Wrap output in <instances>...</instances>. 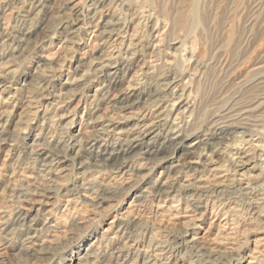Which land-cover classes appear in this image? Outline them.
I'll use <instances>...</instances> for the list:
<instances>
[{
	"label": "bare ground",
	"instance_id": "obj_1",
	"mask_svg": "<svg viewBox=\"0 0 264 264\" xmlns=\"http://www.w3.org/2000/svg\"><path fill=\"white\" fill-rule=\"evenodd\" d=\"M192 1L193 8L197 9L200 0ZM242 1L258 6L256 21L247 25L252 28L257 23L264 33V0ZM149 2H64V11L44 41L62 36L58 53L77 49L76 45L86 40L93 47L82 54L73 68L66 60H49L46 55L45 63L39 61L35 65L41 79L32 87L34 96L25 127L33 128L37 119L41 121L37 132L23 140L35 162L33 168L49 185L43 186L41 192L33 189L21 193L24 202L34 203L20 207L14 230L21 231L22 246L29 249L26 243H33L41 234L47 236L50 228L56 227V223L46 218L51 215L50 211L43 213L42 206L35 208L39 198L35 200L30 195L42 197L55 190L57 196L65 197L66 205L80 200L82 207L89 209L96 202L95 197L103 200L105 193L122 187L120 181L137 174H142L146 181L155 169L161 168L147 187L134 194L135 206L150 199L158 209L168 202V210L176 207L174 203L184 202L194 210V215L186 216L187 220L178 230H170L168 237L156 242L159 252L153 258L159 260L157 264H178L176 256L188 258L191 264H264V234L257 241L258 256H254L241 254V247L232 244L205 250L195 233L198 217L208 205L215 207L217 201L225 214H236L247 208L251 216L261 213L264 219V110L260 111L264 108V42L253 47L254 42L251 46L252 41L244 37L237 60L227 56L219 58L221 54L214 58L209 51L202 54L196 50V38L189 41L187 35H176L174 30L165 28L160 16L146 5ZM47 3L48 0H0L1 9H10L11 14H16L11 30L0 37L2 55L17 52L18 46L27 43L34 31L43 26ZM237 7L230 8L236 11ZM201 21L200 30L206 31L207 22ZM141 24L143 30H140ZM232 26L235 29V25L227 24V30H232ZM233 40L232 34L230 45ZM108 44L114 49L107 51ZM247 57H252L254 63L242 74L239 66ZM215 66L219 97L208 108L209 104L199 98L198 86L208 69ZM1 70L0 87L13 73ZM54 79L60 80L59 86L54 85ZM93 81L97 82L96 87L89 90ZM24 84L14 88L21 91L26 87ZM232 86L241 88L242 93L234 97L227 95ZM72 101L77 105L70 112L62 113V106ZM55 126L58 135L54 137ZM21 131L7 110H0V147L11 141L8 136L26 134ZM47 133H53L52 145L46 139ZM66 162L73 166L71 173L66 172ZM106 175L111 177V182L105 181ZM98 189L101 191L97 192ZM95 210L92 209L96 216L102 214ZM126 214L114 215L94 242H102L113 230L116 235L127 234L132 219ZM42 217L45 221L38 228L36 224ZM132 244L116 247L109 253L108 262L114 260L119 264L128 254L139 253ZM95 250L92 243L77 257L76 264H95ZM105 254L107 250L102 256ZM148 263L155 262L148 259Z\"/></svg>",
	"mask_w": 264,
	"mask_h": 264
},
{
	"label": "rangeland",
	"instance_id": "obj_2",
	"mask_svg": "<svg viewBox=\"0 0 264 264\" xmlns=\"http://www.w3.org/2000/svg\"><path fill=\"white\" fill-rule=\"evenodd\" d=\"M65 1L66 0H48V10L45 15L43 26L34 31V34L27 40V43L18 46V51L12 53V57L9 54L2 55L4 50L0 49V67L2 69L0 70L13 72L9 75L11 77L8 76L3 86L0 87V110H7L12 117L13 123H16V128L18 130H24V133H26L8 136L11 141H7L0 147V264H76L77 257L92 243L94 249H96L95 252H97L95 264H115L114 260L108 262L109 253L116 247L125 243L127 245L133 243L132 245L134 248L140 252L128 254L126 256L127 258H125L126 260L124 259L122 262H119V264H143L144 260L149 264L148 259L154 261V264H157L159 260L153 258V256L155 257V254L159 252L156 242L168 237L171 231L175 232L178 230L183 225L182 223L187 220L186 216L194 215V210L187 207V204L184 202L180 203V205L174 203L176 207H171L168 210V202L165 203L167 206L158 209L150 199L142 202L143 204L141 203L135 206L133 203L134 194L141 192L144 187H147L149 180L155 179L159 171H161V168L155 169L146 181V178H142V174L132 175V177L130 176L120 181L122 187L114 188L110 193H105L103 195V200H101L99 196L95 197L94 200H96V202L92 207L88 206L89 209L86 208L87 210L82 207L83 204L80 200L75 201L73 204L66 205L64 200L65 197L57 196L55 190L48 194H44L42 197L30 195V197L35 200L39 198L37 199V203H35V208L42 206L43 213L50 211L51 215H46V218H49L51 223H56V227L50 228V232L47 236L41 234L34 239L33 243H26L25 247L28 245L30 246L29 249H25L22 246L24 235L20 234L21 231L14 230L20 207L29 206L31 203H34L33 201L24 202L21 193L31 192L33 189L41 192L43 186L49 185L46 182L47 179L44 180L33 168L36 167V165L34 166L35 162H33L32 155L30 156L28 154L29 150L27 149L25 140H23L24 138L27 139L29 135L32 136L37 132L39 129V122L41 121L40 118L37 119L33 128L25 127L27 123L25 119H27L29 115L28 112L32 106L33 99H31V97L33 98L34 96L32 87L41 79L39 73L35 71L36 66L39 64V61L45 63L43 57L45 58L46 55L49 60H66L67 65L70 64L73 68L80 62V58L84 53H87L91 50V47H93V43L90 40H86L83 44L76 45L77 49L73 47L58 53V46L62 36L53 38L51 41H44L49 31L55 28L57 19L64 11L63 6ZM242 2V0H200L197 9L193 8L192 4L194 2L192 0H150L146 5L152 9V12L160 16L159 20L164 22L162 25L166 24L165 28L174 30L176 35H187L190 39L189 41L196 38V50L199 49L200 53L204 54L206 51H209L211 56L214 55V58L221 54L219 58L227 56L229 58L231 57L233 60H237L236 57H238L239 53L241 54L242 50L239 47H241L245 38L252 41H250L251 46L254 42L253 47H259L260 44L264 42L262 28L259 27L257 23H254L252 28H249L247 25L250 21H256L258 17V6L246 5ZM244 2L246 3V1ZM234 5H239L236 11L230 8ZM144 9L146 10L148 8ZM241 9H243V11ZM9 10L10 9L3 10L0 8V37L11 30L10 24L16 16L14 12L11 14ZM41 16L43 15L41 14ZM201 20L207 22H205L207 24L206 31L200 30ZM244 22H246V24H244ZM227 24L235 25V29L234 26H232V30H227ZM162 25L159 28L160 32L164 29ZM140 27V30H143L142 24ZM91 29L92 26L89 27V32ZM89 34L90 33H88L87 37H89ZM232 34L234 35V40L233 45H230ZM238 38L241 39L240 43ZM106 46L107 51L109 49H114V46L111 44ZM253 47H251V49ZM216 50H218L219 53ZM248 57L244 58V64L239 66L241 67L240 72H242V74L254 63V59ZM217 76V67L215 66V68L212 69L209 68L202 84L198 86L199 98H202V100L209 104L208 108L212 107L215 101L218 100L217 97H219V90L215 85ZM59 82V79H54V85L59 86ZM22 84L26 87H23L21 91L18 90V92L15 88L22 86ZM96 84L97 82H91L89 90H93ZM228 92L227 95H231L232 97L242 93L241 88L237 86H232ZM76 105L77 102L72 101L68 103L67 106H62L61 112H70ZM262 110H264V108L260 111ZM81 112L82 109L78 111V116ZM54 129L56 130L54 133L55 137L58 135L57 126H55ZM52 135L53 133L46 134V139L50 140L51 145L55 143L52 139L54 138ZM66 164H68V166H66V172L69 171V173H71L73 170L72 164L69 162H66ZM106 180L112 181L109 175H106L105 181ZM100 191V189L97 190V192ZM75 205L77 209L74 207ZM208 206V209L198 217V224L195 227V233L197 232L196 236L198 237L199 244H201L205 250L208 249V251L210 249H216L218 246L224 247L231 246L232 244L241 247L239 249V252H242L241 254L258 256L257 241L260 236L264 234V227H262L264 219L261 218V213L259 215L252 214V217L251 213L247 212V208H244L243 211L236 214L235 212L225 214L222 207L220 208L221 205H219L218 201L215 207ZM93 208L100 210L102 214L96 216V213L92 211ZM33 213L34 212H31L32 216L34 215ZM118 213H127L126 215L132 219V224L129 223L127 226V234L116 235L113 234V230L109 232L108 236L102 242H94L109 226V222L113 219L114 215ZM44 221V217L41 219L39 218L36 224L38 228L41 227ZM74 221H82L83 223L75 225ZM42 235L46 237H42ZM112 237L114 238L111 239ZM150 237L152 239H149ZM46 240L49 241L47 242ZM148 241H150V243ZM106 250L107 254L102 256ZM263 253L264 252H262V254ZM124 254H126L125 251ZM176 259L179 261L178 264H191L188 258L179 259L178 256H176Z\"/></svg>",
	"mask_w": 264,
	"mask_h": 264
}]
</instances>
